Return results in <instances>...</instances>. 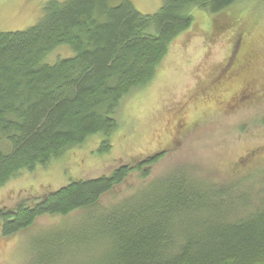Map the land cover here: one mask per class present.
Returning <instances> with one entry per match:
<instances>
[{
    "label": "trees",
    "instance_id": "16d2710c",
    "mask_svg": "<svg viewBox=\"0 0 264 264\" xmlns=\"http://www.w3.org/2000/svg\"><path fill=\"white\" fill-rule=\"evenodd\" d=\"M242 1L163 0L154 14L143 15L129 0H50L35 25L0 32V189L91 137L100 139L97 153L107 154L121 102L155 78L173 42L189 30L194 11L210 18L205 32L224 33L225 11L237 6L236 15L247 9L240 16L247 17L264 8L263 0ZM244 23L236 19L227 29L234 32L229 56L201 92L214 94L245 66L264 60L261 50L243 56ZM66 47L72 56L47 62ZM255 80L262 85L260 77ZM248 92L245 87L237 96ZM163 156L153 153L0 209V237L10 239L43 216L86 211L74 229L39 241L33 264H50L68 251L90 255L87 264H264V153L252 165L247 160L239 175L243 188L240 179L216 184L175 172L95 213L130 175L147 179Z\"/></svg>",
    "mask_w": 264,
    "mask_h": 264
},
{
    "label": "rangeland",
    "instance_id": "374dc122",
    "mask_svg": "<svg viewBox=\"0 0 264 264\" xmlns=\"http://www.w3.org/2000/svg\"><path fill=\"white\" fill-rule=\"evenodd\" d=\"M49 1L0 0V32L23 31L35 25ZM129 1L143 15L154 14L163 4V0ZM245 1L249 0H243L241 5ZM238 8L224 12V33L213 28L210 34L205 32L210 27V18L202 11H194L189 30L173 42L155 78L121 102L115 116L118 128L107 154L97 153L100 139L91 137L45 167L37 166L33 172L21 171L0 189V209L12 208L17 202L57 190L73 180L107 175L121 164H132L162 151L164 156L153 166L147 179L130 175L101 199L95 213L175 172L184 171L196 180L216 184L240 179L243 188L244 178L239 175L245 172L242 169L247 160L252 165L255 156L264 153V60L245 66L240 77L224 83L214 94L208 92L211 89L200 91L226 62L234 33L227 29L233 27L236 19L243 18L248 29L241 50L243 56L260 50L264 55V8L251 10L247 17H240L247 9L238 11L237 16ZM66 48L53 52L47 62L52 64L57 58L72 56ZM256 65L261 69L258 74ZM259 77L262 85L254 81ZM248 86V97L237 96ZM235 96L240 99L234 100ZM261 167L264 168V162L260 163ZM255 174L251 176L254 183ZM254 189L256 192L257 186ZM86 214L76 211L66 217L43 216L10 239L0 237V264H33V250L39 241H44L48 234L74 229ZM90 260L88 254L75 256L74 251H68L50 264H87Z\"/></svg>",
    "mask_w": 264,
    "mask_h": 264
}]
</instances>
